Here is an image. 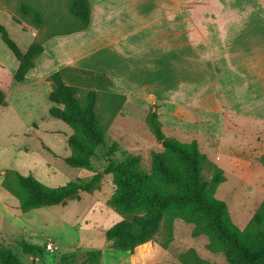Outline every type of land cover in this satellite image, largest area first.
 <instances>
[{
	"label": "rangeland",
	"instance_id": "374dc122",
	"mask_svg": "<svg viewBox=\"0 0 264 264\" xmlns=\"http://www.w3.org/2000/svg\"><path fill=\"white\" fill-rule=\"evenodd\" d=\"M161 2L120 0L117 15L105 22L104 29L116 37L128 26L140 28L144 36L141 45L136 43V48H130L131 40L111 44L98 38L101 32H96L98 39L91 45V51L76 61V67L108 74L113 86L105 87L100 78L74 67L64 77L77 87L82 103L90 89L98 92L96 109L105 130V142L97 148L88 168L64 161V156L70 153L68 138L72 129L49 113L53 104L48 98L52 82L48 77L33 85L30 78L23 83L15 81L9 71L17 60L0 36V64L6 68L0 69L3 72L0 80L7 94V104L0 108V244L12 249L25 264H185L181 255L191 264H230L223 251L208 248L206 234L195 235L194 224L181 218L174 219L171 233L164 220L154 238L137 245L133 251L112 248L105 230L123 218L107 202L117 188L113 173L104 174L92 192L82 191L79 197L69 198L64 204L26 211L21 209L18 198L3 187L7 170L31 173L48 185L57 186L87 181L110 160L122 162L131 155H140L142 167L150 170L153 151L163 149L147 122L152 109L157 111L165 135L182 142L196 139L200 151L223 169L225 179L215 189V195L225 200L232 221L240 229L249 224L261 205L264 122L246 121L220 112H207L199 122L198 112L177 107L166 101V96H153L165 94L168 85L178 80L168 84L165 54L158 60L154 57L165 49L152 48V41L146 37L151 32V25H146L148 16L162 7ZM23 3L41 12V23L21 11ZM70 4L71 0H0V22L25 50L37 38L31 30L42 39L78 25ZM109 91L126 94L125 100L111 97ZM113 142H117V149L110 153ZM212 173L210 166L203 169L205 179H210ZM22 238L40 245L43 253L38 256L25 253L19 243ZM47 241L56 245L54 250L46 248ZM94 249L101 250L97 259L86 253Z\"/></svg>",
	"mask_w": 264,
	"mask_h": 264
},
{
	"label": "trees",
	"instance_id": "16d2710c",
	"mask_svg": "<svg viewBox=\"0 0 264 264\" xmlns=\"http://www.w3.org/2000/svg\"><path fill=\"white\" fill-rule=\"evenodd\" d=\"M21 11L32 15L36 23L42 22L41 12L30 4L23 3ZM70 11L77 19L76 27L37 39L25 50L10 35L7 26L0 22V36L19 62L13 72L15 81L25 80L29 70L35 66L37 57L43 52V42L47 38L88 27L91 19L90 0H71ZM14 20L20 22L16 17ZM72 67L100 78L105 87L112 86L113 80L105 72L71 65L59 68L47 78L52 82L48 98L53 104L49 113L72 129L68 138L70 153L64 156V161L74 167L88 168L97 148L105 142V130L96 109L97 90L90 89L82 103L77 95V87L65 81L64 77ZM109 94L113 98L125 100L123 93L109 91ZM6 104L7 94L0 87V106ZM147 122L163 146L162 150L153 151L150 170L142 167L140 155H131L122 162L110 160L103 170L87 181H69L51 186L31 173L7 170L2 185L18 198L21 209L26 211L64 204L69 198L79 197L82 191L92 192L104 174L113 173L117 188L107 202L123 218L105 230V237L112 248L133 251L137 245L153 239L164 220L171 233L174 219L181 218L194 224L195 235L206 234L209 238L208 248L211 251H223L230 264H264V199L249 224L240 229L232 221L225 200L215 195V189L225 179L223 169L200 151L196 139L182 142L165 135L156 110L148 112ZM116 149L117 142H113L109 152ZM206 166L213 168L210 179L203 177ZM19 241L25 253L35 256L43 253L40 245L23 238ZM100 252V249H94L86 253L90 258L97 259ZM181 258L185 264H191L185 255H181ZM198 260L208 263L204 259ZM0 264L25 263L12 249L0 244Z\"/></svg>",
	"mask_w": 264,
	"mask_h": 264
},
{
	"label": "crops",
	"instance_id": "0c3cea01",
	"mask_svg": "<svg viewBox=\"0 0 264 264\" xmlns=\"http://www.w3.org/2000/svg\"><path fill=\"white\" fill-rule=\"evenodd\" d=\"M90 5L88 27L47 38L26 81L30 78L33 85L63 66H76L99 37L111 44L131 40L130 48L144 40L132 25L116 37L104 29L117 15L120 0H90ZM161 6L148 16L146 37L152 48L165 49L154 57L165 54L168 84L178 80L165 94L153 96L198 112L199 122L207 112L264 122V0H162ZM96 32H101L98 38ZM18 64L9 71L12 78Z\"/></svg>",
	"mask_w": 264,
	"mask_h": 264
},
{
	"label": "built area",
	"instance_id": "2783aa9c",
	"mask_svg": "<svg viewBox=\"0 0 264 264\" xmlns=\"http://www.w3.org/2000/svg\"><path fill=\"white\" fill-rule=\"evenodd\" d=\"M55 247H56V245H55L53 242H51V241H47V243H46V248H47L48 250H54Z\"/></svg>",
	"mask_w": 264,
	"mask_h": 264
}]
</instances>
